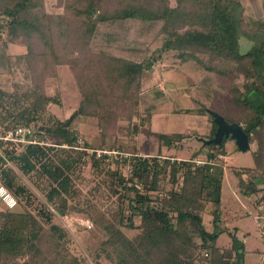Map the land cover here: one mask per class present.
Returning <instances> with one entry per match:
<instances>
[{
    "label": "trees",
    "instance_id": "obj_1",
    "mask_svg": "<svg viewBox=\"0 0 264 264\" xmlns=\"http://www.w3.org/2000/svg\"><path fill=\"white\" fill-rule=\"evenodd\" d=\"M75 2L83 3L81 10L70 5L74 15L80 18L79 41L89 38L96 24L137 20L149 26L159 24L164 35L160 52L175 51L181 63L195 60L200 64L197 55H208L214 62L225 60L235 64L242 84L240 88H232V101L241 112V120L223 118L239 125L248 144L256 145L251 154L252 167L237 169L234 174L240 195L245 198L256 196V212L263 218L264 33L246 31L240 3L236 0H174L171 7L168 0H106L105 4L102 0ZM61 25L57 16L44 14L41 0H0V34L4 33L9 43L23 34L21 38H37L42 46L36 58L31 55L30 46L24 55L28 61L40 62L39 80L36 78L28 90L21 92H7L0 87V186L14 199L12 206L6 205L0 210V264L17 257H26L30 264H80L62 246L65 234L51 223V213L43 207L35 213L27 209L30 192L14 169L20 176L33 178L34 187L41 192L45 202L58 215H64L72 208L76 210L72 203L78 197L75 182L86 165L96 175L102 174L108 179L106 187L110 197L114 195L120 203L126 204L129 215L124 220L118 219V227L135 231L128 238L119 228L105 226L107 238L95 252L93 264H244L243 244L236 240L234 233L230 234L228 248L215 246L218 235L226 229H219L224 166L214 160L217 155L222 156L228 139L222 138L217 145H207L212 151L205 146L201 148L203 161L197 160L201 149L190 159L177 160L158 153L141 156L130 147L126 151L127 157L111 160L115 169L103 171L101 166L109 158L85 152L90 149L89 145L82 142L80 146L78 136L71 128L78 117L95 118L100 132V150L105 145L110 149L109 129H117L116 120L130 121L133 116L137 120L130 123L127 133L138 136L144 121L135 108L139 79L143 71L152 69L153 59L133 63L102 56V78L118 90L113 96L115 103L108 106L104 102L106 96L102 94V86L98 82L87 84L84 73L79 72L76 84L81 100L77 107L62 121L46 114V106L57 104V101L44 94L40 77L55 65L70 66L55 53L54 40H58L65 29L57 30L54 37L52 28ZM242 41L250 43L246 50L241 49ZM48 60L52 64L46 70ZM205 68L210 69L209 66ZM123 108L128 116L123 114ZM209 118L212 133L207 139L215 130ZM38 121L42 125L35 127L34 143H12L1 139L17 126L32 124L33 127ZM45 136L51 137L52 142L44 144ZM157 138L165 147H170L180 135H157ZM119 167L126 169L125 175ZM165 183L169 185L167 190L163 189ZM207 205L212 207L210 232L205 230L201 218ZM17 208L20 211H14ZM133 217L138 218L137 225H134ZM201 251L206 252V257L199 256Z\"/></svg>",
    "mask_w": 264,
    "mask_h": 264
},
{
    "label": "rangeland",
    "instance_id": "obj_2",
    "mask_svg": "<svg viewBox=\"0 0 264 264\" xmlns=\"http://www.w3.org/2000/svg\"><path fill=\"white\" fill-rule=\"evenodd\" d=\"M104 1L106 0H102L103 3ZM236 1L242 8L241 17L246 31L264 33V0ZM75 3V0H41L44 14L57 16L58 21L62 23L58 28L53 26V36H57V30L65 29L61 37L54 40L57 45L55 53L60 60L72 66L71 69L67 64L55 65L51 71L40 77V87L44 94L57 101V104L50 103L46 106L47 115L62 121L77 107L81 100L76 84L79 72L84 73L87 84L98 82L102 86V94L106 96L104 102L108 106L115 103L113 96L118 90L107 85L108 82L102 78V56L133 63L154 60L152 69L143 71L139 79V98L135 108L138 116L143 117L144 121L142 132L138 136L127 133L130 123L135 122L136 118L132 116L130 121L116 120L114 124L117 129H109L108 132V144L112 147L108 149L105 145L100 150V132L95 118L78 117L71 126L78 136L79 145L81 146L82 142L89 145L90 149H85V152L104 153L103 155L109 158L106 165L101 166L103 171L106 168L115 169L111 160L127 157L126 151L128 152L130 147H134L141 156L158 153L160 156L177 160L190 159L197 154L198 149L204 147L200 139L207 140L212 133L209 112H215L226 120H241V112L232 101V88H240L242 84V77L236 73L234 63L225 60L214 62L208 55H197L200 64L195 60L181 63L175 51L160 52L164 35L159 30V24L149 26L137 20H115L96 24L92 35L79 41L82 30L78 23L80 18L74 15L71 10L73 6L70 5L81 10L83 3ZM168 3L169 6H174V0H168ZM0 35V87L7 92L26 91L36 78L39 80L40 62L28 61L24 55L30 46L31 55L34 54L33 58H36V53L42 50L41 43L37 38H21L23 34L9 43L4 33ZM249 45V42L242 41L241 49L246 50ZM51 64L48 60L45 64L46 70L51 68ZM208 66L209 70L205 68ZM124 109L123 114L128 116ZM105 111L103 109V112ZM41 125L39 121L33 125L34 128L31 124L35 141V127ZM157 135H180V139L175 140L170 147H165ZM43 141L44 144L52 142L49 136H45ZM205 147L212 151L211 146ZM255 150L256 145L251 143L248 151L241 153L236 150L233 141L228 139L222 156L217 155L214 160L225 168L220 190L219 229H226V232L218 235L215 246L228 248L230 234L234 233L236 240L243 244L244 264H262L264 259V238L259 233V225L264 217L256 212V196L245 198L240 195L236 188L238 180L234 174L237 169L252 167L251 154ZM198 155L200 157L197 160L203 161L202 149ZM119 170L126 174L125 168L119 167ZM14 171L30 192L27 209L35 213L43 207L51 213V223L65 234L62 246L80 264H93L95 252L107 238L105 226L119 228L128 238L135 234L134 230L118 227V219L122 217L124 220L129 215L126 204L120 203L114 195L110 197L106 187L108 179L102 174L93 173L88 165L79 171L75 182L78 197L76 202L72 203L76 210L72 208L70 213L64 215H58L45 202L41 192L34 187L33 178L28 179L20 176L15 169ZM163 189H169V185L165 183ZM13 202L11 195L0 186V210H4L6 205L12 206ZM209 209L212 210L211 205H207L201 215L202 223L208 232L212 231ZM14 211L20 210L17 208ZM132 221L134 225L139 222L137 217H133ZM193 240L196 244L199 243L196 237ZM203 253L206 252L201 251L199 255L202 258ZM30 263L26 257L5 260V264Z\"/></svg>",
    "mask_w": 264,
    "mask_h": 264
},
{
    "label": "water",
    "instance_id": "obj_3",
    "mask_svg": "<svg viewBox=\"0 0 264 264\" xmlns=\"http://www.w3.org/2000/svg\"><path fill=\"white\" fill-rule=\"evenodd\" d=\"M212 122L215 125V130L210 139H200L202 146L217 145L222 138L233 141L237 151L244 153L248 151L249 144L246 135L236 123H228L225 119L215 112H209Z\"/></svg>",
    "mask_w": 264,
    "mask_h": 264
},
{
    "label": "built area",
    "instance_id": "obj_4",
    "mask_svg": "<svg viewBox=\"0 0 264 264\" xmlns=\"http://www.w3.org/2000/svg\"><path fill=\"white\" fill-rule=\"evenodd\" d=\"M4 141H9L12 143H34L35 135L33 133L32 127L25 126H17L13 130L6 133V135L2 138ZM104 154V153H101ZM100 153H96L95 156L98 157ZM199 163V162H197ZM259 233L260 236L264 238V218L259 225ZM203 257H206V253H203Z\"/></svg>",
    "mask_w": 264,
    "mask_h": 264
},
{
    "label": "crops",
    "instance_id": "obj_5",
    "mask_svg": "<svg viewBox=\"0 0 264 264\" xmlns=\"http://www.w3.org/2000/svg\"><path fill=\"white\" fill-rule=\"evenodd\" d=\"M223 162H224V161H223ZM224 169H225V168H224ZM224 171H225V170H223V177H224ZM209 210H211V209H209Z\"/></svg>",
    "mask_w": 264,
    "mask_h": 264
}]
</instances>
